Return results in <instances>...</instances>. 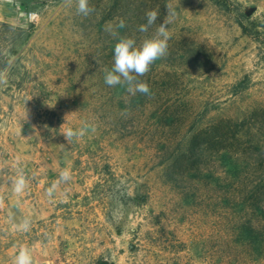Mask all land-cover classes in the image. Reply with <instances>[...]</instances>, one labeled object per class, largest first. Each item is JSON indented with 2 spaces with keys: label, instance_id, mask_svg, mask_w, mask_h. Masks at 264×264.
Listing matches in <instances>:
<instances>
[{
  "label": "rangeland",
  "instance_id": "rangeland-1",
  "mask_svg": "<svg viewBox=\"0 0 264 264\" xmlns=\"http://www.w3.org/2000/svg\"><path fill=\"white\" fill-rule=\"evenodd\" d=\"M168 4V54L138 77L150 93L106 85L118 42L106 28L139 44ZM89 6L0 0V264L21 246L33 264H264V0ZM149 10L158 19L140 33Z\"/></svg>",
  "mask_w": 264,
  "mask_h": 264
},
{
  "label": "clouds",
  "instance_id": "clouds-1",
  "mask_svg": "<svg viewBox=\"0 0 264 264\" xmlns=\"http://www.w3.org/2000/svg\"><path fill=\"white\" fill-rule=\"evenodd\" d=\"M65 6L71 7L73 0H64ZM76 12L78 15L87 17L90 15L94 8L89 6V0H75ZM146 23L141 24L138 28L140 33H148L153 24L156 23L159 12L158 10H149L146 12ZM176 16V11L171 4L166 5V15L163 23H160L158 28L151 36H146L142 41L137 44L135 37L122 36L111 25L106 28L111 36L117 39L114 46L113 65L109 69L105 67L104 82L109 87L121 86L131 95L136 93L149 94L150 88L146 82L138 80V77L146 75L150 70L153 63L165 57L168 54V41L171 38L168 26L173 23ZM124 28L125 22L120 20L116 26ZM6 83L4 75L0 73V85ZM31 99V98H30ZM70 115V114H69ZM89 126L85 124L79 129H67L63 135L68 143L72 140L79 139L84 136L88 131ZM95 129L93 128L92 131ZM59 180L67 183L71 180L70 169L61 171ZM27 179L23 172L18 173L13 181V191L21 194L27 187ZM57 189V184L54 183L47 190V196L52 197ZM21 231L30 230V220L24 219L19 225ZM12 264H33V257L31 250L26 246H21L18 253L14 256Z\"/></svg>",
  "mask_w": 264,
  "mask_h": 264
},
{
  "label": "trees",
  "instance_id": "trees-1",
  "mask_svg": "<svg viewBox=\"0 0 264 264\" xmlns=\"http://www.w3.org/2000/svg\"><path fill=\"white\" fill-rule=\"evenodd\" d=\"M196 144L195 140L189 143L187 149L181 153L179 159H188L191 160L196 154ZM252 193V192H251ZM251 197V194L249 195ZM259 212L262 213V221L259 222V236L261 241L264 242V171L261 172L259 176ZM250 224L247 223V231L252 232L250 229Z\"/></svg>",
  "mask_w": 264,
  "mask_h": 264
}]
</instances>
